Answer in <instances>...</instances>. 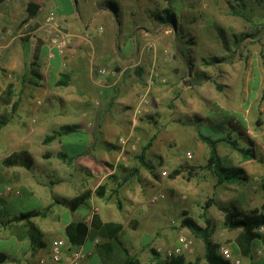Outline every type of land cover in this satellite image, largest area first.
<instances>
[{"label": "rangeland", "instance_id": "1", "mask_svg": "<svg viewBox=\"0 0 264 264\" xmlns=\"http://www.w3.org/2000/svg\"><path fill=\"white\" fill-rule=\"evenodd\" d=\"M126 1L146 4L152 20L164 27L154 33L141 61L98 67L101 76L102 69L107 71L104 76L112 78L114 89L96 93L97 102L88 103L66 87L64 73L56 82L59 78L41 72L47 67L40 63L48 57L44 48L51 43L43 36L49 14L40 22V7L34 16L28 13L30 2L41 1L0 0V121L8 118L0 128V192L10 186L23 196L17 178L24 179L40 198L24 195L22 210L42 212L46 201L56 198L54 185L66 180L79 184L86 162H100L102 154H121L122 175L128 183L140 184L147 201L141 216L129 224L125 220L123 240L115 239L137 252L130 255L137 264L147 263L150 253L154 264H165L164 253L182 235L193 241L182 253L187 261L204 256L203 239L182 224L184 211L202 228L208 226L211 240L232 248L242 264H257L264 256L263 242L254 241L246 255L237 243L242 229L225 227L223 209L264 215V2ZM166 10L173 21H166ZM6 50L25 59L21 74L8 71ZM121 97L129 104L117 103ZM131 104L144 108L133 124H105L121 113L119 107L126 113ZM66 124L79 127L66 135ZM56 132L62 134L44 142ZM201 132L216 141V164L210 162L212 147L200 140ZM22 150L33 156L32 167L4 165L7 157ZM60 152L72 158L62 160ZM115 163L110 159L102 165L112 169ZM109 178L116 179V174ZM92 213L89 225L98 215L96 209ZM64 240L70 248L68 238ZM92 260L99 264L98 256Z\"/></svg>", "mask_w": 264, "mask_h": 264}, {"label": "crops", "instance_id": "2", "mask_svg": "<svg viewBox=\"0 0 264 264\" xmlns=\"http://www.w3.org/2000/svg\"><path fill=\"white\" fill-rule=\"evenodd\" d=\"M40 1L41 6L36 21L45 22L47 15L54 11L58 16L61 28L71 38L70 45L65 52L62 53L55 49L56 55L53 58L49 57L50 45L44 48L48 50V57H44L40 63L47 67L41 72L45 76H50L49 78H59L56 82L60 81V77L64 73L68 79L66 87L71 88L74 94L84 96L88 103L97 102L95 100L96 93H111L114 89L115 82L110 81L112 78L101 76L96 69L106 67V65L114 67L117 64L141 61L146 55L145 50L148 42L152 40V37H155L154 33L158 34L164 27V24L152 20L151 14L147 13L146 4L143 3H127L126 0ZM108 2L115 5L116 13L108 7ZM43 36L49 39L53 37L48 33H44ZM120 38H122V43H117ZM7 45L5 46L8 47ZM6 51L5 64L8 71L14 73L15 70L18 75L21 74L26 64L25 59L13 55V51H10L9 54L8 50ZM121 98L116 102L129 104L124 100V97ZM131 105L133 108L126 113L123 108L119 107L118 112L121 113L114 120L107 119L105 124L107 126L112 124L118 126L125 122L133 124L137 114H140L138 113L139 109L142 111L144 108H141L140 105ZM101 123L105 126L102 120L99 121V124ZM110 159H116L112 169L102 165V162L110 161ZM120 161L121 154L114 158L111 154H102L100 162L93 159L94 163H85L87 169L80 170L79 184L73 183L72 180H66L63 185H54L53 193L56 198L45 203L50 206L49 212L45 218L41 216L32 218L43 234V244L36 249H33L32 242L25 237L24 231L16 233L13 229V226H24L25 221L8 222L22 213L36 211L34 209L22 210L26 205L22 202L24 195L29 194L32 198L39 197L32 184L17 176L18 184L24 189L23 196L20 197V195L11 192L13 188L11 189L10 186L5 187L6 192H0L2 206L0 209V253L9 257L7 261L0 264H71L74 250H82L88 254L80 264H91L92 257L97 256L99 264H124L130 255H136L137 252L134 253L129 246H121L115 239H110L109 232L104 227V224L108 222L122 224L123 227L118 233H115V230H112V233L113 237L118 234V237L123 240L125 237L123 232L127 230V224L141 216V209L147 205V201L142 198L140 184L128 183L126 176L122 175L120 163L123 162ZM81 163H84L83 160ZM19 172L21 175L22 171ZM114 174H116V179H110L109 177ZM86 190H92L93 194L75 211H72L70 202ZM97 190L100 191L99 194L95 193ZM118 206H122V211L118 209ZM94 209L97 210L98 215L93 225H90L86 241L79 246L71 245L69 250L64 252L60 262L53 261L50 256L52 242L58 238L66 239V227L71 222L84 221L88 223L93 218ZM126 219L128 220L127 224H125ZM256 240L261 241L260 239ZM241 249L246 255L250 251L249 248ZM152 257L150 253L147 263L140 260L138 264H154ZM42 259L45 260V263H41ZM257 264H264V256L257 260Z\"/></svg>", "mask_w": 264, "mask_h": 264}, {"label": "trees", "instance_id": "3", "mask_svg": "<svg viewBox=\"0 0 264 264\" xmlns=\"http://www.w3.org/2000/svg\"><path fill=\"white\" fill-rule=\"evenodd\" d=\"M259 2H264V0H256ZM108 7L112 10H116L115 5L112 2L107 3ZM40 5L36 4L34 2H30L28 4V13L29 16H34L36 14V11L39 9ZM167 12V19L166 21L174 20V15L170 14L171 12L169 10H166ZM33 73V71H32ZM34 76L41 79V75L39 72L34 70ZM67 84V82H64ZM19 106V102H16L13 105V111H16ZM1 119V118H0ZM8 122V118H2L0 121V128L4 126ZM78 124H66L62 127V133L69 135L76 131L78 128ZM61 133V134H62ZM60 133L56 132L52 136H48L45 138L44 142L49 143L53 139L57 138L61 135ZM200 140L209 144L212 147V155L210 158L211 164L217 163V154H216V141L212 140L210 137L206 136L204 133L199 134ZM243 151H250L249 149L242 148ZM249 155V154H248ZM253 155V154H252ZM58 157L62 160H68L72 158L67 152H60L58 153ZM4 165L7 167L12 166H24L26 168L32 167L34 164L33 156L30 152L26 150L18 151L12 153L9 157H7L4 161ZM180 170H176L175 174H179ZM96 194H99L100 191L97 190L95 192ZM93 194L92 190H86L79 196L75 197L70 202V208L72 211H75L82 203H84L88 198L91 197ZM1 200V198H0ZM120 207V206H118ZM50 209V206L46 207L45 211H31L27 213H22L21 215L14 217L10 219L8 222L12 223L14 222H20L25 221L24 226H17V228L21 229V232H25V237L31 240L33 249L38 248L43 244V234L41 229L38 227V225L32 221L33 217L36 216H46L48 211ZM224 211V225L226 228L230 230L234 229H242L240 235L238 236V245L241 248H252L253 242L256 239H260L264 243V234L259 231V229L264 226V215L259 214L257 211H254L252 213H245L239 208L236 207H225L223 209ZM1 217V213H0ZM183 220L182 224L183 226L188 227L191 229V231L201 237L205 243V254L203 257H198L193 261H187L186 258L181 255L178 257H175L171 260H167L165 264H230L228 260H225L220 254H219V244L213 242L211 240V231L209 227L202 228L198 225V223L187 216V212H183ZM97 219V215H94V220ZM94 222V221H93ZM1 223V220H0ZM104 227L109 232V238L110 239H116L119 240L118 234L117 236L113 237L112 230H115V233H118L119 230L122 229V224L115 223V222H108L104 224ZM115 228V229H114ZM90 230V225L87 222L84 221H73L66 227V235L68 238L69 243L72 246H79L82 245L87 237ZM9 257L7 255H4L0 253V263H3L7 261ZM124 264H137V259L133 258V256H129Z\"/></svg>", "mask_w": 264, "mask_h": 264}, {"label": "built area", "instance_id": "4", "mask_svg": "<svg viewBox=\"0 0 264 264\" xmlns=\"http://www.w3.org/2000/svg\"><path fill=\"white\" fill-rule=\"evenodd\" d=\"M43 31L52 34L51 43H50V51L49 57L53 58L56 55V50L60 52H65L71 42L70 36L63 31L60 26V22L58 20L57 14L52 11L49 13L47 17V21L45 26L43 27ZM55 51V53H54ZM101 74H106L107 71L102 69L100 71ZM162 197H164L162 195ZM157 199V198H155ZM259 231L264 233V226H262ZM68 243L64 239H55L51 246H50V256L53 261L60 262L62 260V256L66 250H69ZM193 245V241L186 236H180L178 238V243L174 248L167 250L164 253V257L166 260H171L175 257L181 256L182 253L186 250L191 248ZM219 254L225 259L230 262V264H242V260L234 255L232 248L228 246H221L219 249ZM88 256L87 253L83 252L82 250H74L72 252V263L71 264H80ZM41 263H45V260L42 259ZM206 264V263H201Z\"/></svg>", "mask_w": 264, "mask_h": 264}]
</instances>
